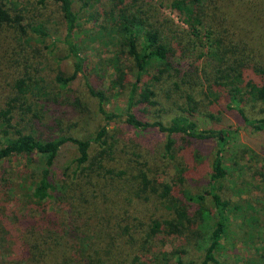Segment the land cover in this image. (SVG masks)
Returning a JSON list of instances; mask_svg holds the SVG:
<instances>
[{"label":"trees","instance_id":"obj_1","mask_svg":"<svg viewBox=\"0 0 264 264\" xmlns=\"http://www.w3.org/2000/svg\"><path fill=\"white\" fill-rule=\"evenodd\" d=\"M158 1L0 0V264H226L230 173L264 183L236 143L264 142V0Z\"/></svg>","mask_w":264,"mask_h":264},{"label":"rangeland","instance_id":"obj_2","mask_svg":"<svg viewBox=\"0 0 264 264\" xmlns=\"http://www.w3.org/2000/svg\"><path fill=\"white\" fill-rule=\"evenodd\" d=\"M155 3H159L158 0H152ZM6 3L9 5H15L21 7V10L24 12H28V10H31L32 2L31 0H6ZM163 4V9L161 11L172 18L174 20V23L176 25H180L179 22L174 18L172 15L169 14V10L165 7L166 4ZM47 14V13H46ZM51 15V14H50ZM53 20H56L53 18ZM49 44V43H47ZM61 56V54H58ZM90 59V68L94 67L93 63L97 62L96 58L93 56L89 57ZM152 71V70H151ZM133 72V71H132ZM131 71L127 70L126 73L129 74V84L131 85L133 83L132 81V73ZM54 73V71L52 72ZM95 77V73L92 76ZM91 77V79H93ZM147 76H143L142 80L145 81ZM107 84L104 86H101L105 88ZM138 86V85H137ZM74 88L77 87L80 89L82 95H83V105L87 109V113H85V118L81 121L80 125V136L81 138L87 137L86 135H89L92 131H94V128L97 124L101 123V119L98 117L97 108L95 104V99L92 100L88 93L87 89L83 88L84 86H73ZM100 87V86H95ZM10 90H6L5 94H8ZM129 90H127L125 93H121L116 96V98H113L110 100L111 103L108 104L109 107L117 108L118 110H121L123 108V103L121 99H125L127 96ZM123 99V100H124ZM115 102H117L115 104ZM100 119V120H99ZM95 121V122H94ZM236 143L239 146H244L246 149H248V153L245 154V157H243V161L240 163L241 165H245L246 167L251 165L254 160H250L251 154L253 156H261V152L259 151V146L264 145L263 141H260L259 137L257 136H248L245 133L241 132L239 133L238 139L236 140ZM75 157V150L71 147L65 148L63 151V154L60 158V163L64 164L66 166L69 161H71ZM124 159H118L116 162V167L118 166H124ZM15 166V165H14ZM13 166V167H14ZM247 170V169H246ZM15 172V175H17V171L13 170V173ZM232 175L231 180L228 185L230 188H234V182L237 184L239 180L242 181L241 186H236L239 188V190H233V194L231 191H229L232 206H231V213L229 215V226L227 231V238L221 241V251H220V258L222 262H225L226 264H264V183L260 184L258 182L255 189H250L249 186H247L246 179L247 174L241 173L237 170L230 173ZM18 176V175H17ZM8 180L12 182L15 186V195L14 196H24V194H27V192L31 189V184H33L31 181H25L21 184L18 180H14L13 177ZM21 184V185H20ZM98 190L101 192H104L108 194L111 198L113 196V192H109L108 189H104L102 187V183H98ZM21 198V197H20ZM19 198V199H20ZM108 196L105 198H101L103 200H106ZM19 199H14L15 202L14 205L11 206L10 209H17L23 202L18 201ZM236 208V209H235ZM259 210V211H258ZM259 212L258 214H254L255 212ZM172 246L175 243H171ZM169 245V248L171 246ZM194 254L196 252L192 251Z\"/></svg>","mask_w":264,"mask_h":264}]
</instances>
